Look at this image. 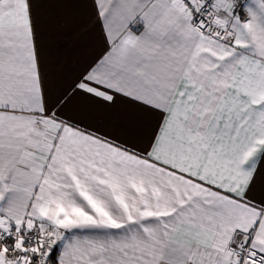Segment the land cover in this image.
I'll return each mask as SVG.
<instances>
[{"label": "snow or ice", "instance_id": "6c2138e0", "mask_svg": "<svg viewBox=\"0 0 264 264\" xmlns=\"http://www.w3.org/2000/svg\"><path fill=\"white\" fill-rule=\"evenodd\" d=\"M0 264H264V0H0Z\"/></svg>", "mask_w": 264, "mask_h": 264}]
</instances>
